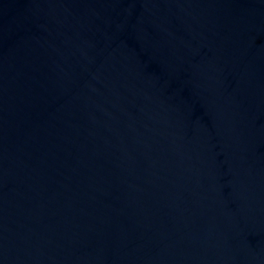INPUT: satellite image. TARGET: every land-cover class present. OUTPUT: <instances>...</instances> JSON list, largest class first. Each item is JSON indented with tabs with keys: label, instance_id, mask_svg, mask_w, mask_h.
<instances>
[{
	"label": "water",
	"instance_id": "95a60500",
	"mask_svg": "<svg viewBox=\"0 0 264 264\" xmlns=\"http://www.w3.org/2000/svg\"><path fill=\"white\" fill-rule=\"evenodd\" d=\"M0 264H264V0H0Z\"/></svg>",
	"mask_w": 264,
	"mask_h": 264
}]
</instances>
